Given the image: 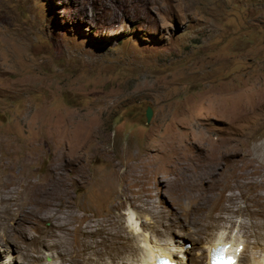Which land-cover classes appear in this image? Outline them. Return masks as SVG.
I'll return each mask as SVG.
<instances>
[{
    "label": "rangeland",
    "instance_id": "obj_1",
    "mask_svg": "<svg viewBox=\"0 0 264 264\" xmlns=\"http://www.w3.org/2000/svg\"><path fill=\"white\" fill-rule=\"evenodd\" d=\"M54 168L66 207L35 198ZM1 195L30 223L0 264H142L180 238L188 264L217 240L264 263V0H0Z\"/></svg>",
    "mask_w": 264,
    "mask_h": 264
},
{
    "label": "bare ground",
    "instance_id": "obj_2",
    "mask_svg": "<svg viewBox=\"0 0 264 264\" xmlns=\"http://www.w3.org/2000/svg\"><path fill=\"white\" fill-rule=\"evenodd\" d=\"M5 140V139H4ZM12 143V142H11ZM221 156V155H220ZM221 158V157H220ZM75 160L73 158H69L67 161H65L66 163L68 164H73ZM21 163V162H20ZM211 172V171H210ZM210 174V173H209ZM61 175V171L60 169L58 168H54L51 172V175L50 176H46L44 178V194L42 196H39L36 195L35 198L36 200H38L39 202H41L42 204H48L51 208H56V207H66L67 205V198L64 197V195H67L66 192L64 191L63 193L61 192L62 190V187L60 184L57 183V180H56V177ZM206 175V174H205ZM207 176V175H206ZM110 177V176H109ZM205 177V176H204ZM41 178V177H40ZM200 179V178H199ZM204 180V179H203ZM208 180V179H207ZM110 181H112L110 179ZM212 181V180H211ZM201 182V181H200ZM39 183V182H38ZM112 183V182H111ZM116 183V182H115ZM187 183V185H185ZM184 184V182H180V186H185V187H194L196 186L197 187V183L193 182V181H189V182H186ZM114 184V183H112ZM201 184V183H200ZM115 185V184H114ZM211 185V184H210ZM118 186V185H117ZM179 186V185H178ZM212 186V185H211ZM210 186V187H211ZM228 186V185H227ZM242 186V185H241ZM184 187V189H185ZM208 189H209V186H207ZM213 187V186H212ZM225 187V186H224ZM117 188V187H116ZM200 188V187H198ZM226 188V187H225ZM230 188V187H229ZM243 188H246L245 185L243 184ZM262 188V187H261ZM214 188H212L213 190ZM228 189V188H227ZM111 190V189H110ZM116 189H114L113 191H115ZM198 190V189H197ZM210 190V191H212ZM117 191V190H116ZM176 191V190H175ZM224 191V190H223ZM8 192V191H7ZM200 192V191H199ZM204 192V191H203ZM184 193V192H183ZM64 194V195H62ZM208 194V193H206ZM214 195V194H213ZM180 196V195H179ZM202 196H207L205 195L204 193L202 194ZM236 196V195H235ZM234 196V198H235ZM263 196V195H261ZM12 197V196H11ZM184 197V196H183ZM201 197V196H200ZM198 195H191L190 197V205H189V209L192 210V211H196V212H201L203 214V218L205 217V219L208 218V220H211V223L213 224V222L217 221L221 216L220 215H217L216 213L212 212V208L215 207H211L209 206V209H210V212H206L208 206H206L204 203L202 204H199L198 201H199V198ZM210 197V196H209ZM220 197V196H219ZM26 198V197H25ZM203 198V197H202ZM215 198V197H214ZM225 198H227L225 196ZM216 199V198H215ZM231 199V198H230ZM228 199V200H230ZM260 199V197H259ZM6 201L7 200V197L5 195H1L0 196V225H3V227L0 229V232H1V236H0V245L2 248H0L1 250H3V252H7L9 251V247H10V244L12 243L13 244V241L16 240L17 244H16V250L17 251H21V248H22V243L27 240L29 238V232H28V229L26 227V224H29L30 223V220L28 217H13L11 218V220L8 222L7 221V215L10 214L11 212V209L10 207L7 205V204H2L1 201ZM203 200V199H202ZM220 200V199H219ZM223 200V199H222ZM221 200V201H222ZM15 201V200H14ZM208 201V199L206 200ZM215 201V200H214ZM220 201V202H221ZM226 201V200H225ZM200 202V201H199ZM219 202V203H220ZM214 203V202H213ZM222 204V203H221ZM214 205V204H213ZM225 205V204H224ZM224 205H221V206H224ZM219 206V205H218ZM227 206V205H225ZM222 208V207H220ZM214 209V208H213ZM232 209V208H231ZM216 210V209H215ZM214 210V211H215ZM221 210V209H220ZM227 210V209H226ZM61 211V210H60ZM67 214H65V217L63 218V223L60 224V228H66V229H71L70 232L71 234H73L75 237H78V240H79V243L82 244V246H84V250H86L87 248H89V244L85 241V240H82L81 237H90L92 235V232L90 230V227H89V224L84 226V227H81V224L79 225L78 223H81L83 218H80L79 216H77V214L74 212L73 209L71 210H67ZM224 211V210H223ZM34 211L32 209H27L26 211V214H32ZM16 213V212H15ZM222 213V212H221ZM55 214V213H54ZM125 214L127 215V222L128 224L133 228V229H136L137 230V227H138V222H137V219L134 215V213H132L130 210H127L125 212ZM223 214V213H222ZM1 217H3L4 219L1 220ZM201 217V216H200ZM223 219V217H222ZM45 220V219H44ZM60 220V219H59ZM201 220V219H200ZM2 221H5L6 224L8 226H6L4 224V222ZM39 221H41V219L39 218ZM91 221V220H90ZM89 223H92L90 222ZM84 222V221H83ZM205 222V221H203ZM78 224V225H77ZM204 224H206L207 226V223L205 222ZM203 224V225H204ZM58 225V224H57ZM204 225V227H206ZM98 227V226H97ZM200 227V226H198ZM202 227V226H201ZM208 228V227H207ZM200 229V228H199ZM206 229V228H204ZM9 230H12V233H13V238L9 237L8 236V231ZM202 230V229H200ZM93 231V230H92ZM95 231V230H94ZM197 231V230H196ZM101 232V231H100ZM201 232V231H200ZM97 234V233H96ZM204 234V233H203ZM60 235V234H59ZM143 241V240H142ZM147 242V241H146ZM178 248L175 249L176 252H171V251H165L163 248L159 247L158 245H151L149 243H145V254L143 253V261L141 262L142 264H153L156 257H159V256H165V257H169L171 260L173 261H176V263H185V261L188 259L187 257V249L184 248V245H185V241L180 238V239H177L176 241ZM218 244H223L221 243V241H218L217 242H210L208 244V253H207V257H206V264H208V261H209V250L211 247H216ZM229 249L231 250H234L236 251V255L238 257L239 254H241V252L239 253L238 251H242V248L239 244H234L232 245L231 244H227ZM130 247V246H129ZM132 247H130V249H127V251H130L132 250L131 249ZM144 251V250H143ZM81 254V253H80ZM203 252L198 256V260H203L204 261V256H203ZM240 260V259H239ZM187 263V261H186ZM253 264H264L260 261H254Z\"/></svg>",
    "mask_w": 264,
    "mask_h": 264
},
{
    "label": "water",
    "instance_id": "obj_3",
    "mask_svg": "<svg viewBox=\"0 0 264 264\" xmlns=\"http://www.w3.org/2000/svg\"><path fill=\"white\" fill-rule=\"evenodd\" d=\"M146 121L149 122L152 117V110L148 107L145 111Z\"/></svg>",
    "mask_w": 264,
    "mask_h": 264
},
{
    "label": "clouds",
    "instance_id": "obj_4",
    "mask_svg": "<svg viewBox=\"0 0 264 264\" xmlns=\"http://www.w3.org/2000/svg\"><path fill=\"white\" fill-rule=\"evenodd\" d=\"M221 243H223V242H221ZM234 251V250H233ZM239 253L241 252V251H238ZM234 256L236 257V258H238L239 259V255H238V257H237V255H236V253L234 254ZM165 257V256H164ZM169 258V257H168ZM170 259V258H169ZM185 263H186V261H185ZM182 264V263H181ZM186 264H188V263H186ZM241 264V263H240Z\"/></svg>",
    "mask_w": 264,
    "mask_h": 264
}]
</instances>
